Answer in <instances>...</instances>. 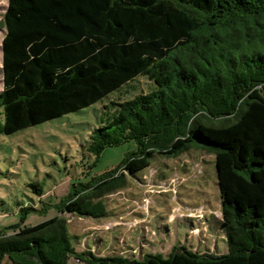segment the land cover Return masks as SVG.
Wrapping results in <instances>:
<instances>
[{
	"label": "trees",
	"instance_id": "16d2710c",
	"mask_svg": "<svg viewBox=\"0 0 264 264\" xmlns=\"http://www.w3.org/2000/svg\"><path fill=\"white\" fill-rule=\"evenodd\" d=\"M3 27L2 135L88 108L139 76L155 88L103 107L86 151L135 150L72 185L57 217L1 230L0 264H264V0H7ZM192 149L215 158L227 253L75 252L63 215L105 217L103 198L153 156ZM20 212L23 221L37 210Z\"/></svg>",
	"mask_w": 264,
	"mask_h": 264
},
{
	"label": "rangeland",
	"instance_id": "374dc122",
	"mask_svg": "<svg viewBox=\"0 0 264 264\" xmlns=\"http://www.w3.org/2000/svg\"><path fill=\"white\" fill-rule=\"evenodd\" d=\"M7 0H0L1 41ZM145 76L81 111L12 135L0 134V231L19 224L32 227L58 216L57 205L72 185L87 183L118 166L135 150L130 142L107 148L98 159L86 145L105 105L153 91ZM94 167L91 169L90 166ZM103 218L63 215L75 252L142 259L166 257L174 246L195 252L227 253L215 158L190 150L175 158L153 156L149 167L128 177L127 185L103 198ZM34 208L25 215L21 208ZM68 264H84L71 257Z\"/></svg>",
	"mask_w": 264,
	"mask_h": 264
},
{
	"label": "water",
	"instance_id": "95a60500",
	"mask_svg": "<svg viewBox=\"0 0 264 264\" xmlns=\"http://www.w3.org/2000/svg\"><path fill=\"white\" fill-rule=\"evenodd\" d=\"M216 167V166H215ZM216 174H217V171H216Z\"/></svg>",
	"mask_w": 264,
	"mask_h": 264
}]
</instances>
